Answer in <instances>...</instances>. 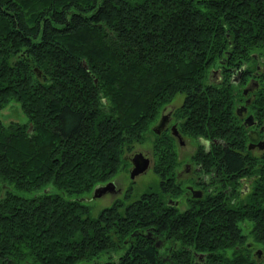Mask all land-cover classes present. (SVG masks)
Returning a JSON list of instances; mask_svg holds the SVG:
<instances>
[{"label":"trees","instance_id":"obj_1","mask_svg":"<svg viewBox=\"0 0 264 264\" xmlns=\"http://www.w3.org/2000/svg\"><path fill=\"white\" fill-rule=\"evenodd\" d=\"M249 74L262 120L264 0H0V106L28 119L0 121V264H260L264 147L235 111ZM178 92L180 126L209 141L196 159L227 177L182 211L164 202L174 142L158 136L162 189L91 214L85 193Z\"/></svg>","mask_w":264,"mask_h":264},{"label":"flooded vegetation","instance_id":"obj_2","mask_svg":"<svg viewBox=\"0 0 264 264\" xmlns=\"http://www.w3.org/2000/svg\"><path fill=\"white\" fill-rule=\"evenodd\" d=\"M234 69L235 70H231L232 78L235 80H239L241 76V72L240 70H236V68ZM220 75H221V70H211L210 76L212 79L214 80L219 79ZM253 78L254 76L252 74H249L248 79L245 80L244 85L241 87L244 97H243V100L235 104V111L239 114V116L241 117V120L245 122V124L250 125L248 127L249 135L253 133L256 135L259 133L260 134L262 133L261 137L264 139V119L260 120L258 117H256L254 114V109L248 105L249 104L248 102L253 95V90L256 89L257 86H259V82L254 83ZM245 86L249 87L246 92L243 91V88ZM246 98H248L247 101H246ZM172 99L170 101H172ZM170 101H167L166 103H164L159 109L157 117L151 124V132L154 134L153 139H155L156 137L158 138V136H169L171 140H173V142L176 143V146L177 145L181 146L182 144L186 143V139L188 140V137L186 136V134H188L187 130L181 127L179 123L180 113L182 112L181 111L182 109L179 108V106L183 105V99L178 104L174 102L171 103ZM249 113L251 114L252 117H250L249 119L250 122L248 123L247 120H245V117ZM181 117L183 116L181 115ZM174 125L175 127H173ZM189 136L192 137V135L190 134ZM195 136L201 138L200 142H202L203 144L209 143V141L204 139L203 136L201 135H195ZM213 138L215 140L220 139V137L217 135H213ZM153 142L154 141L152 140L153 159L151 158L152 159L151 160L150 157L148 156V162H150L149 160H151L152 162L151 168L158 174L159 179H158L157 188L153 190L152 189H148V190H151L153 192H158L160 189H162V187L160 184L161 178H160V174H159L157 167L161 164V162H159V159L162 158L163 156L161 155L162 157H160L159 155L160 153L159 151L156 150ZM255 145H258V144H254L252 146H255ZM172 147H173L172 149H169V147L166 148V153L168 154L170 153V156H168V154H165L167 156L165 157L166 161L164 165L167 169L170 170L171 178L175 180V182L177 181V184H175L176 191L170 188V190L166 191L165 195H163L161 199L164 202L173 204L180 211H182L187 206H189L190 203L195 200V198L202 197L203 195L206 194V192L217 189L220 183L227 176L223 174L222 170H219L216 166H211V168L208 170H205L202 168L201 162L195 157L196 155L199 154L198 151L200 152L198 143L193 148L192 152L190 153V159H187V160L186 158L179 159L177 155V147H174V146ZM259 147H262V146H259ZM250 149H251V146H250ZM126 159H128V167H129L128 170L132 178H134L133 175L146 170V167L148 166V162H147V164L143 168H141L140 170H135L132 164L131 154H129L128 157L126 158L125 154L122 153V160L124 161ZM179 160H180V163H179ZM232 176H234V174ZM108 180H113L114 184L111 187V189H107L103 194H105L106 192H109V193L111 192L110 194L112 196L114 195L113 193L115 191L122 189L120 183L117 182V179L113 177H108L104 179L103 181L98 182L97 184L104 183ZM231 188H232L231 182H226V185L223 187V189L227 193L230 192ZM148 190L141 191L139 195L131 199H128L126 202H123L122 201L123 199H121L120 201H122L123 203H128L140 197L143 192L148 191ZM91 195H92V192H91ZM174 196H177V197H174ZM116 200H119V199H116ZM180 200L186 201V205L183 208L179 207V204L181 203ZM145 232L149 235L151 231L148 229V230H145ZM155 242L158 244L160 242V238L156 237Z\"/></svg>","mask_w":264,"mask_h":264},{"label":"rangeland","instance_id":"obj_3","mask_svg":"<svg viewBox=\"0 0 264 264\" xmlns=\"http://www.w3.org/2000/svg\"><path fill=\"white\" fill-rule=\"evenodd\" d=\"M211 78V76H210ZM237 78V77H236ZM248 79V76L247 78ZM249 82V81H248ZM244 83L240 84V87H242ZM183 99V94L181 92H178L175 94L173 97L171 103L174 102L178 104L181 100ZM27 115L24 113L22 106L20 102L17 99H11L5 102L3 105L0 106V121L4 125H8L12 121H17V122H26ZM30 125L29 127L31 128L32 123L29 121ZM262 133L260 134H251L249 135L248 142L254 141L257 142L260 139H263L261 137ZM188 137V140L186 139V143L182 144L181 146L177 145L174 143V147H177V155L179 159H190V153L192 152L193 148L197 145L198 142H200L201 138L199 137H192L189 136V134H186ZM154 138V134L151 131H148L147 137L143 138L142 141H136L131 148H126L124 149L123 153L125 154V157L127 158L129 154H132V152L136 149H143L146 151L147 156L152 157V140ZM264 146L259 147L258 145L251 146V152L254 154H259ZM122 156V154H121ZM151 159V160H152ZM148 162V166L146 167V170L133 175L134 178L130 176L129 170H128V159L126 160H120L117 169L114 171L112 175L109 177H113L117 179V182L120 183L122 189L115 191L111 196V192H106L105 194H101L97 197L90 196L91 192L85 193L89 194L86 199L89 205V210L90 213L93 215H96L99 210L105 206L106 204H109L111 201L116 200V199H123V202H126L128 199H131L137 195L140 194L141 191L143 190H148V189H155L157 188L158 184V174L151 168L152 162ZM180 163V160H179ZM108 178V177H107ZM243 179V184H241V187H246L248 185L247 179L244 177ZM2 182L0 181V186H2ZM49 185V184H48ZM50 187L52 190L56 189L55 186L50 184ZM0 192H2V187H0ZM82 196V195H81ZM177 197V196H174ZM181 203L179 204L180 208H183L186 205V201L180 200ZM247 229L244 227V230ZM248 239H251L250 236ZM252 253L257 259L259 260L260 264H264V250L262 249L261 245L259 243H253L252 244ZM258 254V256L256 255Z\"/></svg>","mask_w":264,"mask_h":264},{"label":"water","instance_id":"obj_4","mask_svg":"<svg viewBox=\"0 0 264 264\" xmlns=\"http://www.w3.org/2000/svg\"><path fill=\"white\" fill-rule=\"evenodd\" d=\"M253 82L254 83H258V81H257V79L255 77L253 78ZM248 88L249 87L245 86L243 88V91L246 92ZM247 100H248V98H246V101ZM250 117H252L250 113L245 117V120H247L248 123L250 122L249 121ZM173 127H175V125ZM254 144H258L259 146H263L264 139H260L257 142L251 141V142L248 143V146H252ZM131 157H132V164H133V167H134L135 170H140L148 162L147 153L143 149L134 150L132 152V154H131ZM113 184H114L113 180H108V181H106L104 183H100V184L95 185L93 187V189H92V196L96 197V196H99V195L103 194L107 189H111ZM201 253L202 252H200V254Z\"/></svg>","mask_w":264,"mask_h":264}]
</instances>
